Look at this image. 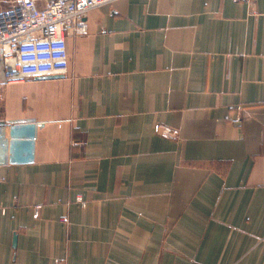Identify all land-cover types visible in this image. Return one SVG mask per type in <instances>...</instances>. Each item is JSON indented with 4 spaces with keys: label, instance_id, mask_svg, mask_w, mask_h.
<instances>
[{
    "label": "crops",
    "instance_id": "0c3cea01",
    "mask_svg": "<svg viewBox=\"0 0 264 264\" xmlns=\"http://www.w3.org/2000/svg\"><path fill=\"white\" fill-rule=\"evenodd\" d=\"M84 23L67 75L0 84V264H264V0Z\"/></svg>",
    "mask_w": 264,
    "mask_h": 264
},
{
    "label": "built area",
    "instance_id": "2783aa9c",
    "mask_svg": "<svg viewBox=\"0 0 264 264\" xmlns=\"http://www.w3.org/2000/svg\"><path fill=\"white\" fill-rule=\"evenodd\" d=\"M117 0H52L40 9L35 0H0V84L20 83L35 78L67 75L69 55L67 36L88 32L84 18L94 9ZM44 122L20 124L18 139L36 141V132ZM166 137L178 132L165 128ZM79 202H82L80 199ZM6 209L0 208V215ZM68 222V218H63Z\"/></svg>",
    "mask_w": 264,
    "mask_h": 264
},
{
    "label": "water",
    "instance_id": "95a60500",
    "mask_svg": "<svg viewBox=\"0 0 264 264\" xmlns=\"http://www.w3.org/2000/svg\"><path fill=\"white\" fill-rule=\"evenodd\" d=\"M47 78V77H46ZM41 79H45V78H41Z\"/></svg>",
    "mask_w": 264,
    "mask_h": 264
}]
</instances>
